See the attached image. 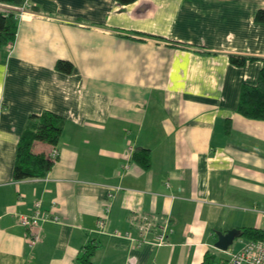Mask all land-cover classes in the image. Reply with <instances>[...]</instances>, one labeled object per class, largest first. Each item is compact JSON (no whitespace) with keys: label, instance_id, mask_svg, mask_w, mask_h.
I'll return each mask as SVG.
<instances>
[{"label":"crops","instance_id":"crops-1","mask_svg":"<svg viewBox=\"0 0 264 264\" xmlns=\"http://www.w3.org/2000/svg\"><path fill=\"white\" fill-rule=\"evenodd\" d=\"M28 1L0 48V264H79L89 243L93 264H224L248 239L222 251L217 232L264 229V120L238 112L263 65L264 0ZM45 112L66 119L60 155L45 177L15 180L19 140ZM38 200L61 221L20 225Z\"/></svg>","mask_w":264,"mask_h":264},{"label":"trees","instance_id":"trees-1","mask_svg":"<svg viewBox=\"0 0 264 264\" xmlns=\"http://www.w3.org/2000/svg\"><path fill=\"white\" fill-rule=\"evenodd\" d=\"M11 5H21L24 0H0ZM120 4H131L137 0H117ZM255 21L264 23V9H259L255 15ZM18 20L13 13L8 15L0 10V48L11 47L17 36ZM257 58L231 55L230 60L236 66H245L249 61ZM256 84L244 83L241 88L238 112L250 119L264 120V59ZM57 69L63 73L70 74L74 66L68 60H59ZM31 118H37L35 127L27 128L22 134L17 149L16 162L13 169L15 180L45 177L52 169L55 161L49 152H36L34 145L37 142L50 144L56 148L61 140L66 119L53 112H45L41 115L33 114ZM231 130L230 120L226 123V131ZM133 159L143 168L150 167V151L145 147H137L133 151ZM242 236L248 240H264V229L243 228L239 229ZM97 244L85 245L78 256L79 264H93L92 259L96 253ZM211 257L206 256L202 264H211Z\"/></svg>","mask_w":264,"mask_h":264},{"label":"built area","instance_id":"built-area-1","mask_svg":"<svg viewBox=\"0 0 264 264\" xmlns=\"http://www.w3.org/2000/svg\"><path fill=\"white\" fill-rule=\"evenodd\" d=\"M29 1L24 0L21 5H11L0 1V10L8 15L13 13L15 18L18 20L22 18L24 14L28 13ZM60 155L58 148H54L50 156L57 160ZM109 212V207L106 208L99 220V229L104 230L106 227V218ZM19 224L28 229L37 228L42 222H60L61 218L52 213L51 211L44 210L42 207V201L38 200L35 202V209L31 214L18 213L17 214ZM144 228V227H143ZM168 230H171L169 225L166 224L161 228L153 241L157 245H162L167 241ZM114 234L120 237L128 238L130 240H136L139 244L147 242L142 239H135L130 231L120 232L115 230ZM39 240V235L36 234L32 237L31 243L34 244ZM224 264H264V240H248L246 244L238 251L232 252Z\"/></svg>","mask_w":264,"mask_h":264},{"label":"water","instance_id":"water-1","mask_svg":"<svg viewBox=\"0 0 264 264\" xmlns=\"http://www.w3.org/2000/svg\"><path fill=\"white\" fill-rule=\"evenodd\" d=\"M241 236L242 233L239 229H231L226 233L217 232L218 240L215 243V247L222 251H228L233 245L234 240Z\"/></svg>","mask_w":264,"mask_h":264}]
</instances>
